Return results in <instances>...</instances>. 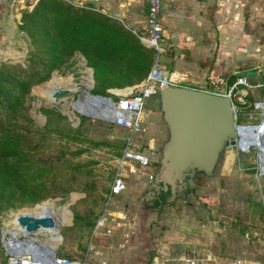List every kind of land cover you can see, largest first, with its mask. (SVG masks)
I'll return each mask as SVG.
<instances>
[{
  "label": "rangeland",
  "instance_id": "rangeland-1",
  "mask_svg": "<svg viewBox=\"0 0 264 264\" xmlns=\"http://www.w3.org/2000/svg\"><path fill=\"white\" fill-rule=\"evenodd\" d=\"M130 1V6L127 5L126 7H128L131 12L137 11L139 15L137 19L141 21L140 11H142L145 0ZM4 3L6 5L9 4L8 0H4ZM23 11L27 10H21L19 12L20 15ZM8 15L9 13L4 15V18H1L0 15V63L24 66L26 64L27 55L33 50V47L30 44L29 38L25 33L21 32L20 17L19 20L14 21L16 28L14 29L12 27V30L10 28L12 26V20L6 17ZM255 18L257 21L264 20V15L259 9ZM129 27L131 29H136L134 24H130ZM136 33L132 35L134 37H136L137 34L140 35L139 32ZM259 33L257 35L258 43L262 44L264 41L259 38ZM158 45L162 49V53L157 54L154 50L152 51V64L156 61L159 65L163 63V50L165 44H163L161 40L158 42ZM257 48L264 49V47L260 45H258ZM261 65L262 64L258 65L260 70L253 72L248 71L244 76L250 85H261L264 83V65L262 67ZM90 75L92 76V70L86 67V63L83 61L82 57L76 54L70 68L61 69L59 71L53 70L47 81L29 88L27 95L30 99H26L22 104L24 107L26 102L28 104H26L28 117L38 127H43L47 124V129L50 132L49 140L53 142V145L51 144V153L58 154L60 150L72 153L75 150H80L81 152L78 157L70 158L71 162L78 163L80 168H78V171L74 172V180L69 185L70 191L66 194L60 193L54 195L55 197H47L43 201L32 206L14 209L0 207L1 264H5L6 259L3 240L5 241L8 238V235L2 236V234H9V230L13 228L12 223H15V215H25L29 211L37 210L40 213L59 214L63 216L65 218L63 225H59L55 222L57 227H59L58 236H55L57 245H49L50 247L54 246L55 253L59 254L62 253L64 249L70 248L72 251L80 250V247L83 246L84 248L85 244L91 243L92 235H89V231L92 227L91 225H93L92 221L96 216H99L101 213L103 214V212H105L106 215L109 211V208L106 207L107 203H114L115 201L127 199L129 197H134V199L137 200L138 205L136 208L141 207L140 205H145L144 207H152L154 211L155 207L160 205V216L157 215V217L162 220L169 219L171 215L172 219H174L177 214L185 212V209L182 207L185 202L190 203V205L193 203L196 207H201V209L195 213V217H207L209 221L212 219L219 220L218 228H222L223 226L226 232H230V240H236L238 238L239 241L241 240V242L247 243L245 245L250 248L255 245V247L257 246L264 249V169L260 168L259 170V150L253 147L247 152L241 151L238 149L240 145L237 144L229 151L222 149L209 174H204L201 171H194L188 179L190 183L185 185L171 201L168 195L163 196V192L157 190L156 195L157 197L159 196L158 201L153 197L152 188L149 183L143 182L144 185L139 184V186H137L139 187V192L132 188L136 183L142 182H137L135 178H133L135 169L137 170L135 173L139 174V179L143 178L142 173L146 170L158 171V164H153L152 161H150V158L156 156L158 149L156 148L154 150V147H150L147 141L152 136L154 140H158L160 137H162L163 141L167 140V131L158 109L156 107L143 106L141 126L144 128L145 133L139 135H130L128 130L115 128L110 123H106L103 120L79 116L77 113L73 112L72 102L76 98L83 97L86 88L91 87L90 91L93 89L94 81ZM56 77L61 80L58 83L51 84L55 81ZM68 79L69 81L65 83ZM46 84H48L47 92L50 95L55 90H52V86L56 84L60 85L56 89L69 88L72 92L68 94L62 102L52 103V100L49 102L42 98V91L46 88ZM183 85L184 84H181L179 87ZM103 87L104 86L101 87L102 90ZM215 88L210 85L204 87V89L210 92H215ZM246 91L250 100L246 102L244 107L239 108L235 123L238 125H257L262 119V110L261 108L254 110L253 103L263 102V91L261 88L247 89ZM107 93L111 95L110 98L113 101L117 100L113 94L114 92L110 94L107 91ZM78 110L82 109L78 108ZM53 112L59 114L63 119H58L55 114H52ZM156 113L159 114L156 115ZM65 127H71L73 129L78 127V137L80 139H85L87 143H78L74 141L65 142L60 140L57 137V132ZM129 138L130 142L127 143ZM124 149L131 154L138 153L149 158V163L146 167H139L137 163L133 161L124 160L125 165L120 169L119 179L123 181L125 190L117 194H109V188L112 179L118 171ZM129 166H132L134 171H129ZM260 171L262 172V176H260ZM67 178H69V175ZM66 186V188H68V184ZM59 189L60 188L56 190ZM140 200L143 202H140ZM152 200H155L158 204L154 203L149 205ZM201 201L207 204H203ZM159 208L157 210H159ZM135 209L133 210L135 211ZM122 210L124 213L126 210H129L130 213L132 209L123 207ZM119 218L121 222L123 216ZM11 220L12 222H10ZM166 224L168 225V223ZM213 225L217 226L216 223ZM233 233L235 234L234 236L232 235ZM29 237L32 238L35 243L44 245L48 242L49 234L43 231H37L29 235ZM79 237L85 238L81 239L83 241L81 246H76L73 242ZM95 237H93V239ZM17 238L20 239V241L23 240L21 234ZM229 252L233 251L230 249ZM231 254H233V256L235 255L234 253ZM67 256L69 258L75 257V255L72 254ZM259 257V262L264 260L261 254H259ZM77 261H83V259H77ZM84 264H89V261L84 260Z\"/></svg>",
  "mask_w": 264,
  "mask_h": 264
},
{
  "label": "crops",
  "instance_id": "crops-1",
  "mask_svg": "<svg viewBox=\"0 0 264 264\" xmlns=\"http://www.w3.org/2000/svg\"><path fill=\"white\" fill-rule=\"evenodd\" d=\"M2 1L1 18L9 13L6 17L12 20L10 28L15 29L14 21L19 20V12L23 9L30 11L37 0H8L7 5ZM62 1L76 9L88 10L114 19L131 34L143 33L145 2L140 11L141 21H138V12H131L126 7L130 6V0ZM161 6L158 19L162 26L161 40L165 46L163 63L158 66L163 73L182 78L179 85H184L181 87L221 94L229 86L228 78H236L235 75L239 73L260 70L258 65H264V49L257 48L258 45L264 47V43H258L257 36L260 31L259 38L264 41V20L257 21L255 18L258 9L264 15V0H161ZM130 24H134L136 29H131ZM82 59L86 63L83 57ZM116 72L123 74L122 71L115 70ZM143 80L142 78L139 82L131 83L111 82V86L104 91L117 94ZM209 85L216 87V91L204 89ZM156 103V99L152 98L146 102V106L155 108ZM141 133H145L144 128L137 134ZM152 137L147 140L148 144L154 147V150L157 148L158 153L150 158V161L158 164L161 147L166 141H163L162 137L158 140ZM136 171L135 169L133 178L142 182L136 183L132 188L139 192L137 186L143 182L149 183L148 177L153 179L157 172L146 170L141 172L143 178L139 179ZM123 190L125 185L121 191ZM154 203L157 202L152 200L149 205ZM137 205L134 197L107 203L109 211L106 215L103 212L92 221L93 225L89 231L92 242L85 244L84 248L80 247V250L64 249L62 253H55L56 256L72 261L83 259L89 261V264H264V260H258L259 254L264 258L263 248L255 245L250 248L238 238L230 240L231 233L226 232L223 226L218 228L219 220L212 219L210 222L207 217H195L201 207H196L193 203L190 205L185 202L182 206L185 212L177 214L174 219L171 215L167 220L157 217L160 216V205L155 207V212L152 207L140 205L141 207L136 208ZM123 207L132 210L130 213L129 210L124 213ZM59 216L61 221H53L63 225L65 218ZM120 216H123L121 222ZM100 217L105 220L103 226L94 228ZM214 223L217 226H214ZM106 230L109 231L108 234ZM51 232L52 238L46 243L48 246L57 245L55 236H58V232ZM84 238L75 239L73 244L81 246V239ZM230 249L233 252H229ZM70 254L75 257L69 258L67 255Z\"/></svg>",
  "mask_w": 264,
  "mask_h": 264
},
{
  "label": "trees",
  "instance_id": "trees-1",
  "mask_svg": "<svg viewBox=\"0 0 264 264\" xmlns=\"http://www.w3.org/2000/svg\"><path fill=\"white\" fill-rule=\"evenodd\" d=\"M20 22L21 32L29 38L33 50L24 66L0 63V207L5 209L32 206L47 197L66 194L74 172L80 168L70 159L78 157L80 150L51 153L53 142L47 124L38 127L28 117V104H22L30 99L29 88L47 81L53 70L70 68L79 54L92 70L94 87L90 93L110 98L104 90L111 82L144 79L153 56L152 49L143 47L116 20L76 9L62 0H37L30 11H23ZM235 79L228 78V84ZM60 80L56 77L51 84ZM45 86L42 98L50 102L52 94L47 92L48 84ZM59 86L53 85L52 90ZM249 100L246 93L245 104ZM55 116L63 119L57 113ZM77 134L78 127H65L58 130L57 137L65 142L87 143Z\"/></svg>",
  "mask_w": 264,
  "mask_h": 264
},
{
  "label": "water",
  "instance_id": "water-1",
  "mask_svg": "<svg viewBox=\"0 0 264 264\" xmlns=\"http://www.w3.org/2000/svg\"><path fill=\"white\" fill-rule=\"evenodd\" d=\"M246 73L236 74L244 77ZM92 78V76L90 75ZM91 87L85 95L72 102V110L79 116L111 123L114 116V102L109 97L91 95ZM72 90L58 88L53 91L52 103L62 102ZM156 108L167 131V140L160 150L158 171L149 182L151 188L167 192L173 200L189 182L194 171L209 174L219 152L229 151L235 146V126L231 105L227 97L185 87H165L156 97ZM77 108H82L79 112ZM14 222L21 231L23 241L30 244L28 254L39 259V250L48 259L52 251L43 244H37L29 235L37 231H59L56 223L47 216L32 217L15 215Z\"/></svg>",
  "mask_w": 264,
  "mask_h": 264
},
{
  "label": "built area",
  "instance_id": "built-area-1",
  "mask_svg": "<svg viewBox=\"0 0 264 264\" xmlns=\"http://www.w3.org/2000/svg\"><path fill=\"white\" fill-rule=\"evenodd\" d=\"M145 5L146 13L143 33L137 35L136 38L142 46L150 48L157 54H160L162 53V49L159 47L158 42L161 41L162 26L158 18L162 9L161 0H145ZM181 81L182 78L176 75L163 73L155 61L141 83L130 87L124 94L113 93L114 96L117 97V100L114 102L115 113L110 124L115 128L128 130L130 135L140 133L142 131V110L143 106L146 105V102L149 99L155 98L157 93L165 87H179V83ZM254 88H261L263 91V102L253 103L254 110L261 108L262 119L257 125H238L235 123V120L237 119L239 108L245 104L246 90ZM217 95L225 96L230 101L232 118L235 126V144H237L241 138L245 142L250 140V138H252L250 137L251 132L254 131L256 127H261L264 122V83L261 85H250L245 77H236L234 82L230 86L226 87L223 93ZM245 129L248 130L244 134H241V131ZM129 142L130 138L127 143ZM249 149L250 148L248 147L246 150L249 151ZM124 160L133 161L137 163L139 167H146L149 163V159L147 157L138 153L131 154L124 149L120 159L118 171L112 179L109 194L118 193L124 188L123 181L119 179L120 169L125 165ZM132 170L134 171L133 167L129 166V171ZM151 180V177H148V181ZM104 221L105 220L100 217L96 221L94 228H101ZM108 233L109 231L106 230V234ZM19 235L20 233L17 237H19ZM4 249L6 252L5 264H84V260L72 261L65 257L56 256L54 249H50L53 254L50 260L46 256L45 252L40 250L38 251L39 259L33 260L28 253L17 254L14 252V248H10L9 246L7 248L4 247Z\"/></svg>",
  "mask_w": 264,
  "mask_h": 264
},
{
  "label": "bare ground",
  "instance_id": "bare-ground-1",
  "mask_svg": "<svg viewBox=\"0 0 264 264\" xmlns=\"http://www.w3.org/2000/svg\"><path fill=\"white\" fill-rule=\"evenodd\" d=\"M88 87V86H87ZM64 89V88H61ZM69 89V88H68ZM127 90H123L121 91L119 94H124L126 93ZM71 106V104H70ZM82 109V108H81ZM78 110V108H77ZM79 112H83L82 110H79ZM264 120V118H263ZM251 129V128H250ZM249 129V130H250ZM248 129L242 130L240 133L244 134ZM252 138H250V140H246L247 142L243 141L242 138L240 139V141L237 143V145H240V147H238L239 150L241 151H247L246 149L249 148H253L256 147L259 150V158H258V162H259V170L260 168L264 169V122L263 125L261 127H256L254 131L251 132V136ZM236 146V144H235ZM260 176H262V172L260 171ZM25 215H29L32 217H41V216H47L50 217L52 220L55 219L57 221H61V217L57 214L54 215H48L45 213H40L37 210H32L29 211L27 214ZM13 228L11 230H9V234H2V236H6L8 235V238L4 241L3 240V246L5 248H7L8 246L10 248H14V252L17 254L20 253H28L29 248H30V244L28 242H18L20 241L17 236L21 231L18 229V227L16 226L15 223H12ZM49 234V238H48V242L51 240L52 238V232L51 230H47V231H43ZM3 233V232H2ZM46 247H48V249H55L52 248L50 246H48L47 244H44Z\"/></svg>",
  "mask_w": 264,
  "mask_h": 264
},
{
  "label": "flooded vegetation",
  "instance_id": "flooded-vegetation-1",
  "mask_svg": "<svg viewBox=\"0 0 264 264\" xmlns=\"http://www.w3.org/2000/svg\"><path fill=\"white\" fill-rule=\"evenodd\" d=\"M154 191H155V192H154ZM154 191H152V192H153V197H155V198L158 200L159 196L157 197V195H156V191H157V190L154 189Z\"/></svg>",
  "mask_w": 264,
  "mask_h": 264
}]
</instances>
